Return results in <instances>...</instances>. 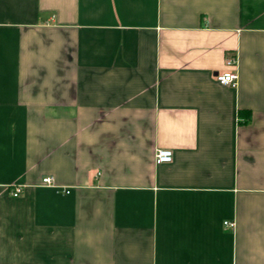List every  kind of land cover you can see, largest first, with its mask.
<instances>
[{"label": "crops", "instance_id": "0c3cea01", "mask_svg": "<svg viewBox=\"0 0 264 264\" xmlns=\"http://www.w3.org/2000/svg\"><path fill=\"white\" fill-rule=\"evenodd\" d=\"M0 264H264V0H0Z\"/></svg>", "mask_w": 264, "mask_h": 264}, {"label": "built area", "instance_id": "2783aa9c", "mask_svg": "<svg viewBox=\"0 0 264 264\" xmlns=\"http://www.w3.org/2000/svg\"><path fill=\"white\" fill-rule=\"evenodd\" d=\"M227 64L229 66L228 69L221 71L217 73V80L223 84H228L232 86H237L238 85V80H239V71H238V56L237 54L229 57L227 59ZM174 158V152L173 149L171 148H158L155 153V160L157 163H162V162H170ZM42 181L45 184H52V178L51 176H44L42 178ZM20 185L16 184L12 186L10 189L11 194L16 196L20 193ZM226 224L234 226L235 222L233 221H226Z\"/></svg>", "mask_w": 264, "mask_h": 264}]
</instances>
